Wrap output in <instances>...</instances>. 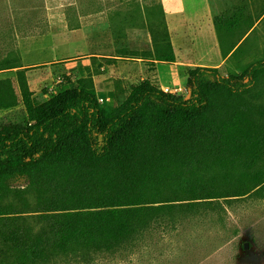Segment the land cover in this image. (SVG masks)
Instances as JSON below:
<instances>
[{"label": "trees", "instance_id": "1", "mask_svg": "<svg viewBox=\"0 0 264 264\" xmlns=\"http://www.w3.org/2000/svg\"><path fill=\"white\" fill-rule=\"evenodd\" d=\"M151 38L150 58L174 62ZM16 74L23 109L0 125V264L112 253L163 217L264 193V58L237 75L190 69L184 94L140 80L110 95L112 111L90 80L36 103Z\"/></svg>", "mask_w": 264, "mask_h": 264}, {"label": "rangeland", "instance_id": "2", "mask_svg": "<svg viewBox=\"0 0 264 264\" xmlns=\"http://www.w3.org/2000/svg\"><path fill=\"white\" fill-rule=\"evenodd\" d=\"M201 1L206 4V0H175L174 9L179 14L198 12ZM212 1L222 8L230 7V1L240 2ZM252 7L246 12L250 18L244 25L209 28L212 37L205 38L204 28L196 25L187 28L198 41L197 53L213 59H218V48L212 46L216 42L214 32L225 35L222 52L234 49L225 70H218L222 76L237 75L240 64L264 58V0H255ZM161 12L159 0H0V81L10 101L8 109L0 108V125L19 120L23 109L18 70H24L35 102L43 103L68 86L79 84L81 78L71 77L73 71L83 75L86 62L95 60L94 55L111 57L107 61L115 66V57L132 60L149 56L152 60L151 31L163 45H171L172 34ZM185 29H174L176 36L183 39ZM134 79L126 87L140 81V77ZM123 98L117 96L115 101ZM99 99L106 110H113L112 99ZM27 183L25 178H15L8 186L25 188ZM218 201L215 210L163 217L112 253H88L84 258L60 256L49 264H264V193Z\"/></svg>", "mask_w": 264, "mask_h": 264}, {"label": "crops", "instance_id": "3", "mask_svg": "<svg viewBox=\"0 0 264 264\" xmlns=\"http://www.w3.org/2000/svg\"><path fill=\"white\" fill-rule=\"evenodd\" d=\"M168 31L171 36V49L174 56V62L160 63L155 60H151L148 57H139L138 59L128 60L126 58L115 57L116 66L109 64L108 57L103 54L94 55L95 60H88V68L83 75L75 73L73 71V78H81V82L92 81L97 92L98 99L100 96H106V100L110 101V95L118 94L120 97H124L128 94L130 87L126 85L136 77H140V80L149 79L156 82L162 90L167 89L171 92H185V84L187 80V72L195 67H209L217 68L219 71L223 70L227 64L230 56L233 54V49H230L226 53L223 50V36L217 35L214 32L213 47L218 48V59L211 57H205L197 53L198 41L191 36L187 29L193 25L204 28L205 38L213 34L210 30L220 28H236L244 25L243 22H247L250 15L246 12L250 11V5L254 8L255 0H240V2L234 3L230 1L228 5L230 7H220L217 2L212 0L201 1L199 4L198 12H185L184 14L176 13L174 9L175 0H159ZM234 3V4H233ZM226 9V10H225ZM240 12L242 14H240ZM239 13V14H238ZM250 23H248V26ZM254 25V24H252ZM251 26V25H250ZM185 29L183 32L184 38H178L174 29ZM210 28V29H209ZM209 29V30H207ZM182 32V31H181ZM245 35V34H244ZM212 37V36H211ZM225 40V39H224ZM236 47V46H235ZM222 49V50H221ZM182 54L184 55L182 60ZM245 57L242 63L248 59ZM65 62V61H63ZM64 66H68L67 63ZM248 65L241 64L237 67V74L243 71ZM225 70V69H224ZM239 70V71H238ZM69 76V75H68ZM68 76H64V79L69 81ZM225 76H228L225 74ZM72 79V78H71ZM111 84H114L112 86ZM111 85V86H110ZM127 88V91H126Z\"/></svg>", "mask_w": 264, "mask_h": 264}, {"label": "built area", "instance_id": "4", "mask_svg": "<svg viewBox=\"0 0 264 264\" xmlns=\"http://www.w3.org/2000/svg\"><path fill=\"white\" fill-rule=\"evenodd\" d=\"M164 91L168 92V91H167V89H165ZM99 102L101 103V102H102V100H101V99H99Z\"/></svg>", "mask_w": 264, "mask_h": 264}]
</instances>
